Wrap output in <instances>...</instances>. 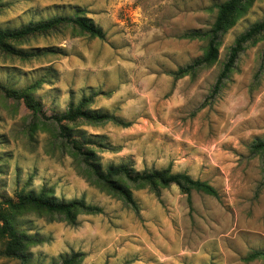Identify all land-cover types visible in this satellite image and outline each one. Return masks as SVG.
Wrapping results in <instances>:
<instances>
[{"label": "rangeland", "instance_id": "374dc122", "mask_svg": "<svg viewBox=\"0 0 264 264\" xmlns=\"http://www.w3.org/2000/svg\"><path fill=\"white\" fill-rule=\"evenodd\" d=\"M225 0H0V29H16L54 16L82 15L104 32L82 33L58 25L16 48L39 53L19 58L0 50V84L33 96L47 116L62 113L84 96L88 108L127 122L70 124L90 137L95 162L104 170L184 172L212 185L218 196L176 185L154 192L131 188L126 203L95 180L83 163L53 137L50 121L32 124L23 100L0 90V204L17 190L46 189L57 200H84L99 213L26 208L17 227L40 241L27 245L31 264H52L80 253L79 264H264V32L248 42L220 88L214 86L238 36L264 19V0H250L224 33L217 59L177 77L200 58L207 39L183 35L206 30L215 3ZM2 222L0 221V225ZM0 264H21L2 254Z\"/></svg>", "mask_w": 264, "mask_h": 264}, {"label": "trees", "instance_id": "16d2710c", "mask_svg": "<svg viewBox=\"0 0 264 264\" xmlns=\"http://www.w3.org/2000/svg\"><path fill=\"white\" fill-rule=\"evenodd\" d=\"M250 0H225L221 3H215L213 7L217 9V14L211 27L206 30H192L183 36L191 39H207V47L204 54L194 60L192 63L180 67L174 72L177 77L194 72L200 67L213 63L219 54V46L224 33L235 23L236 19L245 13ZM69 24L77 27L82 33L93 37H103L104 32L90 18L82 15L63 16L58 15L38 22H30L16 29H0V50L19 58H30L38 56L39 53L26 51L16 48L12 42L25 40L31 35L46 32L58 25ZM264 32V19L255 23L244 33L237 37L234 44L230 47L229 54L223 69L216 81L214 90L217 91L228 77L234 67L239 54L244 46L256 39ZM36 83L21 90H9L0 84V90L5 91L6 95L23 100L27 108L32 113V124L36 125V120L40 123L50 121L54 126L53 137L64 147H67L99 183L104 184L111 193L117 195L126 203L135 205L134 197L128 183L134 185H148L154 192L159 193L161 187L176 185L188 196L193 190L218 196V191L209 183L195 179L184 172H173L171 167L152 170H135L131 165H111L106 169L95 162V154L89 145L93 144L90 137H86L84 132L78 131L74 135V129L70 124L78 121H84L92 124L112 121L116 124L129 126L130 122L118 118L117 116L89 109L92 102V96H84L77 105L71 104L67 110L62 113H55L47 116L43 111L42 103L35 99L32 89ZM252 150L261 154L262 171L264 176V139H259L252 144ZM46 209L52 212L65 213L70 222H74V212L84 211L88 213H99L102 208L97 205L87 204L84 200H57L52 197L46 189L39 192L27 191L25 188L17 190L14 197H3L0 204V234L5 237L6 242L2 254L7 257L18 258L21 264H31L30 255L26 252L27 245L40 241L39 238L31 236L21 231L15 221V213L26 208ZM80 253H72L64 256L61 261L52 264H79ZM250 258H264V251H255Z\"/></svg>", "mask_w": 264, "mask_h": 264}]
</instances>
